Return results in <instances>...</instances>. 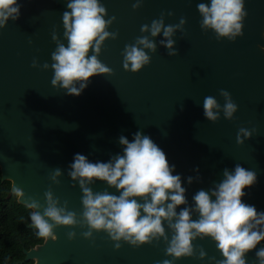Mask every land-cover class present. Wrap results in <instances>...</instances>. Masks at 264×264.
<instances>
[{
    "label": "water",
    "instance_id": "1",
    "mask_svg": "<svg viewBox=\"0 0 264 264\" xmlns=\"http://www.w3.org/2000/svg\"><path fill=\"white\" fill-rule=\"evenodd\" d=\"M17 2L19 20L9 21L0 30V171L2 180L11 182L13 193L15 187L21 188L26 197L44 205V192L51 187L61 204L67 201L68 209L79 215L82 193L67 175L75 154L85 155L90 162H107L122 154L120 136L131 141L141 131L164 151L169 165H175L173 174L181 176L190 205L198 190L212 188L223 179L225 168L232 171L239 163L257 175V182L244 189L242 202L264 212V57L254 51L264 40L251 36L264 17V0H245L248 15L243 36L235 42L218 41L214 32L201 30L197 5L210 0H144L136 11L132 8L135 0H99L107 9L105 19L116 17L108 31L118 32V38L105 41L99 56L113 75L91 77L78 97L51 87V69L31 67L33 59L51 64L56 47L51 34L55 30L63 40L62 15L68 0ZM162 13L166 25L178 24L182 17L187 21L184 32L173 37L179 55H167L159 44L161 34L154 41L157 52L149 53L151 64L136 74L125 72V45L134 43L141 26ZM221 89L231 94L238 111L232 121L221 113L213 124L204 116L203 99L212 95L223 106ZM241 127L255 132L238 145ZM55 168L63 171L59 186L49 180ZM91 187L94 192L119 195L104 182ZM18 201L25 203L21 198ZM86 230L57 228L56 241L49 238L27 251L25 260H37L35 264H158L168 258L163 241L135 249L122 244L116 251L106 233H94V243L83 239L80 233ZM68 231L77 233L75 240L67 239ZM194 245L202 246L208 257L222 259L211 239L197 240ZM246 260L257 264L255 250ZM174 264H209V260L182 258Z\"/></svg>",
    "mask_w": 264,
    "mask_h": 264
},
{
    "label": "clouds",
    "instance_id": "2",
    "mask_svg": "<svg viewBox=\"0 0 264 264\" xmlns=\"http://www.w3.org/2000/svg\"><path fill=\"white\" fill-rule=\"evenodd\" d=\"M143 2L135 0L133 11L140 9ZM197 9L202 17L201 30L214 32L218 41L235 42L243 36L248 15L245 0H210V3H199ZM20 15L21 5L17 0H0V30L6 28L9 21L19 20ZM107 15V9L99 0H68L67 10L62 15L63 40L55 30L51 34L56 45L51 53V64L41 65L33 59L31 67L42 71L51 69L54 73L51 87L77 97L88 87L91 77L112 76V69L99 59L105 41L118 38V32L108 31L116 17L105 19ZM186 23L182 17L178 24L166 25L162 13L159 19L142 25L141 35L134 43L126 44L122 52L124 71L136 74L149 66L152 59L149 53L157 52L154 41L161 34L160 46L167 50L169 57L178 56L173 37L177 32H184ZM219 96L224 101L223 106L212 95L203 99L204 116L213 124L221 119V113L225 120L232 121L238 111L228 91L219 90ZM254 132L255 129L249 131L241 127L236 136L237 144L243 145ZM119 144L122 154L112 156L107 162H90L85 155L75 154L67 175L73 187L78 184L82 193L79 215L68 209L67 201L61 204L51 187L44 192V205L38 199L26 197L22 189H13L32 210L30 226L37 230L38 237L56 241L57 228H79L87 229L80 234L93 243L94 233H106L116 251L122 244L135 249L163 241L164 255L171 259L165 258L158 264H174L182 258L208 259L209 264H247L246 255L253 250L257 264H264V247L257 250V245L264 242V212H257L254 206L242 202L244 189L257 182L255 171L239 163L232 171L225 168L223 179L208 190H198L190 205L181 176L173 174L175 165H169L166 154L150 136L137 131L131 141L120 136ZM195 171L198 173L199 169ZM62 175L63 171L55 168L49 176L51 184L59 186ZM97 181L114 188L119 195L108 190L94 192L91 185ZM187 182L191 185L193 177H188ZM193 215L197 218L193 219ZM66 236L73 241L77 233L68 231ZM205 239L215 243L221 260L208 257L202 246L194 245L195 241Z\"/></svg>",
    "mask_w": 264,
    "mask_h": 264
},
{
    "label": "trees",
    "instance_id": "3",
    "mask_svg": "<svg viewBox=\"0 0 264 264\" xmlns=\"http://www.w3.org/2000/svg\"><path fill=\"white\" fill-rule=\"evenodd\" d=\"M11 182L2 180L0 171V264H35L25 253L42 246L47 239L32 228L31 209L18 201ZM264 244V242H262Z\"/></svg>",
    "mask_w": 264,
    "mask_h": 264
},
{
    "label": "rangeland",
    "instance_id": "4",
    "mask_svg": "<svg viewBox=\"0 0 264 264\" xmlns=\"http://www.w3.org/2000/svg\"><path fill=\"white\" fill-rule=\"evenodd\" d=\"M251 36L252 37H260L261 39L264 40V17H263L262 21L260 22L259 27L256 28V30H253L251 32ZM262 48H264V44H257L255 46L254 51H256L259 55L264 57V51H261ZM35 262H37V260H35Z\"/></svg>",
    "mask_w": 264,
    "mask_h": 264
},
{
    "label": "flooded vegetation",
    "instance_id": "5",
    "mask_svg": "<svg viewBox=\"0 0 264 264\" xmlns=\"http://www.w3.org/2000/svg\"><path fill=\"white\" fill-rule=\"evenodd\" d=\"M262 247H264V244L261 242Z\"/></svg>",
    "mask_w": 264,
    "mask_h": 264
}]
</instances>
